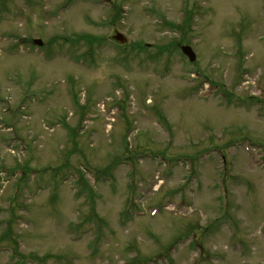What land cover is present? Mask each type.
<instances>
[{
  "label": "rangeland",
  "instance_id": "1",
  "mask_svg": "<svg viewBox=\"0 0 264 264\" xmlns=\"http://www.w3.org/2000/svg\"><path fill=\"white\" fill-rule=\"evenodd\" d=\"M0 264H264V0H0Z\"/></svg>",
  "mask_w": 264,
  "mask_h": 264
},
{
  "label": "water",
  "instance_id": "2",
  "mask_svg": "<svg viewBox=\"0 0 264 264\" xmlns=\"http://www.w3.org/2000/svg\"><path fill=\"white\" fill-rule=\"evenodd\" d=\"M112 38L116 41H118L119 43H124L126 41V38L124 35H122L121 33L115 31L114 35L112 36ZM34 43L36 44H41L40 41L38 40H34ZM181 51L188 56L190 61L194 60V53L191 51L190 47L188 46H182L181 47Z\"/></svg>",
  "mask_w": 264,
  "mask_h": 264
}]
</instances>
